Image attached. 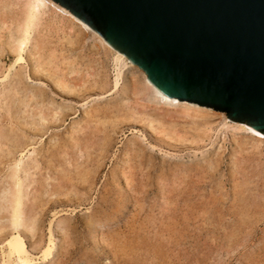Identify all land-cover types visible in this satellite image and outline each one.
Returning a JSON list of instances; mask_svg holds the SVG:
<instances>
[{"label": "rangeland", "instance_id": "1", "mask_svg": "<svg viewBox=\"0 0 264 264\" xmlns=\"http://www.w3.org/2000/svg\"><path fill=\"white\" fill-rule=\"evenodd\" d=\"M23 2L0 0V264H17L19 178L30 257L55 241L32 264H264V136L213 109L178 116L128 58L116 86L103 37L56 2L17 61Z\"/></svg>", "mask_w": 264, "mask_h": 264}, {"label": "water", "instance_id": "2", "mask_svg": "<svg viewBox=\"0 0 264 264\" xmlns=\"http://www.w3.org/2000/svg\"><path fill=\"white\" fill-rule=\"evenodd\" d=\"M164 95L264 134V0H53Z\"/></svg>", "mask_w": 264, "mask_h": 264}, {"label": "bare ground", "instance_id": "3", "mask_svg": "<svg viewBox=\"0 0 264 264\" xmlns=\"http://www.w3.org/2000/svg\"><path fill=\"white\" fill-rule=\"evenodd\" d=\"M3 1V0H2ZM6 3H9V2H6ZM2 4V3H1ZM17 4V3H16ZM24 4V2H23ZM20 5V3H19ZM23 6V5H22ZM50 6H53V8L56 6V3L53 1V0H25V4H24V7L25 9L24 10H21V12L23 11V19H22V23L20 24V35L18 37V39L15 41L16 44L14 45V43L12 44L13 47L15 46V49H11V51H15V55H17V61H22L24 59L23 57V52L25 51L29 41H30V38H31V35H32V32L35 30V29H38V23L39 21L41 20V15H42V12L45 11L46 9H48V7ZM52 8V9H53ZM3 9H6V8H3ZM56 9V8H55ZM66 8L63 7V10L65 12H67L65 10ZM8 10V9H7ZM6 11V10H5ZM10 11V10H9ZM20 11V10H19ZM50 11V10H49ZM55 11V10H54ZM44 13V12H43ZM47 13V12H46ZM68 13H71V12H68ZM46 15V14H45ZM66 15V14H65ZM9 16V15H8ZM11 16V15H10ZM72 17L74 15H71ZM76 17V16H74ZM4 18V17H2ZM8 18V17H7ZM6 18V19H7ZM75 19V18H74ZM77 22H80L82 25H87L85 24V22H83L81 19L77 18ZM44 20V19H43ZM45 21V20H44ZM62 21V20H61ZM76 21V20H75ZM9 22V21H8ZM11 22V21H10ZM76 22V23H77ZM6 25H7V22H6ZM79 25V24H77ZM43 26V25H42ZM47 26V25H46ZM76 26V25H75ZM37 27V28H36ZM74 27V26H73ZM72 27V28H73ZM79 27V26H78ZM85 27V26H84ZM8 28V27H7ZM13 28V27H12ZM84 29V28H83ZM87 29H90V28H87ZM44 30V29H43ZM41 31V30H40ZM97 33V32H96ZM14 34V33H13ZM19 34V33H18ZM38 35V34H37ZM1 37V36H0ZM43 37V36H42ZM41 37V38H42ZM96 37V36H95ZM103 37V36H102ZM17 38V37H16ZM38 38V37H37ZM100 40H101V43L105 44V46L108 47L109 51H111L115 57V64L117 63L118 65V75L116 76V86L119 85V81H120V78H121V73H122V64H127L126 61L128 60L127 57H125L121 52L117 51L116 49H114L112 46H110L103 38L99 37ZM11 41V40H10ZM1 42V41H0ZM9 42V41H8ZM71 42V41H70ZM36 44V43H35ZM39 49V48H38ZM45 50V49H44ZM43 57V56H42ZM47 57V56H46ZM51 59V58H50ZM16 61V62H17ZM15 62V61H14ZM45 62V61H44ZM54 62V61H53ZM47 63V62H46ZM16 64V63H15ZM49 64V63H48ZM45 65V64H44ZM54 65V64H53ZM71 65V64H70ZM140 68V67H139ZM40 69V68H39ZM75 69V68H74ZM80 71V70H79ZM117 72V71H116ZM142 72V70H141ZM145 72V71H144ZM75 73V72H74ZM9 74V73H8ZM8 76V75H7ZM14 77V76H13ZM145 83L143 85V90L146 91V93L148 92L150 94V98L151 99H154L155 102H158L160 103H164L166 104L167 106H171L169 108H173V109H179V112H176L178 113V116L179 115H182L184 118V115L185 118L188 116V118H190L191 120H194L195 118H200L199 115L201 114H204V112L206 111H211L209 108V110H207L206 108L207 107H204V106H200L196 103H189L187 101H179L178 99H175V98H171V97H168L164 94H162L152 83L151 81L149 80L147 74L145 73ZM61 81V80H60ZM64 82V81H63ZM66 85V84H65ZM64 86V85H63ZM70 86V85H68ZM138 89V88H137ZM144 91V92H145ZM74 92V91H73ZM17 95V94H16ZM8 96V95H7ZM8 98V97H7ZM149 98V97H147ZM150 99V101H151ZM34 100V99H33ZM13 101V100H12ZM4 102V101H3ZM27 103V102H26ZM15 104V102H14ZM21 104V103H20ZM163 105V104H162ZM22 106V105H21ZM11 107V106H10ZM26 107V105H25ZM15 109V108H14ZM13 110V109H12ZM3 111V110H2ZM19 111V109H18ZM59 111V110H58ZM177 111V110H176ZM158 113V112H157ZM170 113V112H169ZM23 114V113H22ZM153 114V113H152ZM163 114V113H162ZM165 114H168L167 112ZM171 114V113H170ZM206 114V113H205ZM43 115V114H42ZM87 115H90L89 113ZM45 116V115H44ZM176 116V115H175ZM203 115H201L202 117ZM207 115H204V117H206ZM209 116V115H208ZM225 116V115H224ZM42 117V116H41ZM91 117V116H89ZM88 117V118H89ZM160 117V116H159ZM166 116L164 115V117L162 118H165ZM172 116L170 115V118ZM181 117V116H180ZM43 118V117H42ZM151 118V117H150ZM174 118V117H172ZM210 118V117H209ZM34 119V118H33ZM92 119V118H91ZM201 119V118H200ZM211 119V118H210ZM12 120V119H11ZM196 120V119H195ZM175 121V120H174ZM112 122V121H111ZM199 122V121H198ZM109 123V122H108ZM1 124V123H0ZM21 124V123H20ZM36 124V123H35ZM34 124V125H35ZM159 125V124H158ZM193 125L195 126V124L193 123ZM9 127V126H8ZM14 127V126H13ZM12 127V128H13ZM152 127V125H151ZM160 127V126H159ZM6 128V127H5ZM15 129V128H14ZM154 129V128H152ZM205 129V128H204ZM203 129V130H204ZM253 129V128H252ZM199 130V129H198ZM254 131L257 132V134L259 133L261 136H264L263 133L253 129ZM252 130V131H253ZM13 131V130H12ZM83 131V130H82ZM165 131V130H164ZM206 132V131H204ZM9 134V133H8ZM77 134V132H76ZM173 135V134H172ZM11 136V135H10ZM1 138V137H0ZM180 138V137H179ZM5 140V139H4ZM19 140V139H18ZM17 140V141H18ZM23 140V139H22ZM181 139H178V141H180ZM255 140V139H254ZM176 141V140H175ZM185 141V140H184ZM262 141V140H261ZM6 142V141H5ZM8 142V141H7ZM16 142V141H15ZM182 142V141H181ZM260 142V140H259ZM263 142V141H262ZM10 143V141H9ZM256 143H257V140H256ZM27 144V143H26ZM32 144V143H31ZM249 144V143H248ZM253 144V143H252ZM258 144V143H257ZM9 145V144H8ZM12 145V143L10 144ZM245 145V144H244ZM242 145V146H244ZM3 146V145H2ZM21 146V145H20ZM253 146V145H251ZM24 147V146H23ZM245 147V146H244ZM254 148V147H253ZM2 149V148H1ZM11 149V148H10ZM9 150V149H8ZM26 150V149H25ZM16 151V150H14ZM21 151V150H20ZM3 152V151H1ZM32 153V152H31ZM3 154V153H2ZM10 154V153H9ZM11 155V154H10ZM32 155V154H31ZM28 156V155H27ZM33 156V155H32ZM31 156V157H32ZM26 158V157H25ZM30 158V157H29ZM33 158V157H32ZM15 159V158H14ZM36 159V157H35ZM13 160V159H12ZM37 160V159H36ZM22 162H23V159H19V161H17V165H16V169H15V173L16 174V178H17V169L18 167H20L22 165ZM34 163V162H32ZM25 165V164H24ZM22 165V166H24ZM32 166V164H31ZM13 169V168H12ZM38 169V168H37ZM34 171V170H33ZM30 172V171H29ZM31 174V173H30ZM14 176V175H13ZM25 177V176H24ZM12 178V177H11ZM66 178V177H65ZM21 178H19L20 180ZM9 180V179H8ZM17 181L16 184L12 185L14 187L13 189V192H12V199H11V209H12V217H10V219L12 220V224L11 226L13 225V233L12 235L9 237V239L7 240V245H8V258H9V261H12L14 258H16V261H17V264H32L35 259H42V261L46 262L48 261L51 256L53 255V251L55 249V241H54V238L51 234L49 240L47 243H45L44 245L40 246V255L38 256V258H32L30 256L32 255H29V251L27 250L26 248V244L24 242V239L23 237L21 236V234L18 232L19 230V226L22 222V215H23V196L24 192L23 193V189L22 187H25L23 186V181ZM15 181V180H14ZM28 181V180H27ZM34 182V181H33ZM11 183H12V180H11ZM26 185V184H25ZM8 186V185H7ZM243 188V187H242ZM9 189L10 187L8 188V192H6V194L8 195L9 194ZM6 190V189H5ZM11 190V189H10ZM12 191V190H11ZM243 193V192H242ZM1 196V195H0ZM6 196V195H5ZM9 196V195H8ZM7 196V197H8ZM11 197V196H10ZM28 198V197H27ZM36 199V198H35ZM10 200V199H9ZM4 205V204H3ZM25 205V203H24ZM31 207V206H30ZM27 208V207H26ZM2 209V208H1ZM10 209V210H11ZM33 209V208H32ZM36 209V208H35ZM30 210V209H29ZM35 214V213H34ZM10 216V215H9ZM32 218V217H31ZM35 218V217H34ZM10 220V221H11ZM32 221V220H31ZM30 222V221H29ZM33 223V222H32ZM22 226V225H21ZM52 228V227H51ZM15 230V231H14ZM53 233V231H52ZM6 243V242H5ZM6 245V246H7ZM5 248V247H4ZM39 251V250H38ZM2 254V253H1ZM7 256V255H6ZM7 258V259H8ZM4 260V259H3ZM15 260V259H14ZM12 263V262H11ZM15 263V262H14Z\"/></svg>", "mask_w": 264, "mask_h": 264}]
</instances>
